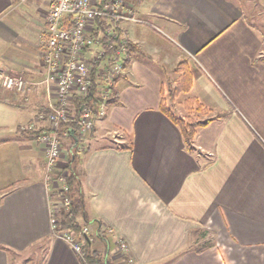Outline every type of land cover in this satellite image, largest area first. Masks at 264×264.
Listing matches in <instances>:
<instances>
[{
	"label": "crops",
	"instance_id": "obj_1",
	"mask_svg": "<svg viewBox=\"0 0 264 264\" xmlns=\"http://www.w3.org/2000/svg\"><path fill=\"white\" fill-rule=\"evenodd\" d=\"M51 1L0 0V72L29 84L16 94L0 79V264H83L52 236L44 152L20 135L45 127L39 35ZM129 2L136 20L120 27L137 52L114 84L118 104L61 156L74 157L92 249L106 264H264V34L232 0ZM182 61L188 98L211 120L190 152L160 109L164 72L174 88Z\"/></svg>",
	"mask_w": 264,
	"mask_h": 264
},
{
	"label": "built area",
	"instance_id": "obj_2",
	"mask_svg": "<svg viewBox=\"0 0 264 264\" xmlns=\"http://www.w3.org/2000/svg\"><path fill=\"white\" fill-rule=\"evenodd\" d=\"M111 17L115 21L133 22L135 13L129 0H52L46 13L44 25L39 35L41 61L44 69L43 84L46 87L47 99L45 114L38 116V120L45 127L40 131L37 141L44 152V185L55 198L50 202V221L52 236L68 245L71 250L83 260L82 244L72 234L59 232L56 217L61 211H67L71 204L70 187L67 184L66 173L61 163L62 143L69 138L72 151L78 149L85 136L92 132L96 117H102L104 108L110 99L111 88L117 77L123 72L125 48L116 51L110 60L101 66L104 51L100 45V38L92 37L95 20ZM110 37L115 38L111 29L106 30ZM103 67L106 83L101 93V102L96 114L86 102L80 103L79 115L74 118V97L85 98L91 86L93 67ZM105 66V67H104ZM108 67V68H106ZM0 79L4 88L16 94H25L28 83L22 77H14L0 72ZM76 123L77 131L64 128ZM36 124L31 123L24 131L34 132ZM75 137L77 139L75 140ZM109 233V230H105ZM88 228H83L81 234L87 235ZM118 253L128 254V247L124 241L118 242ZM131 263V260H129Z\"/></svg>",
	"mask_w": 264,
	"mask_h": 264
},
{
	"label": "trees",
	"instance_id": "obj_3",
	"mask_svg": "<svg viewBox=\"0 0 264 264\" xmlns=\"http://www.w3.org/2000/svg\"><path fill=\"white\" fill-rule=\"evenodd\" d=\"M121 21H115L111 17H103L95 20V29L92 37L94 39H99L100 45L104 51L102 62L110 60V58L115 55L116 51L120 48H125V59L123 62L124 71L129 68L134 55L137 52V49L124 37V32L121 30ZM111 29L115 33L116 37L111 38L107 34L106 30ZM105 63H103L104 65ZM99 66L100 63L93 67L91 73V86L89 88L88 94L85 98L74 97L72 101V106L74 107V118L77 119L79 115L80 103L86 102L87 105H90L93 108V112L96 114L99 104L101 102V93L105 90L106 83L99 78ZM175 73L177 78L175 80V86L173 91L169 93V97L172 102L178 98L181 94H188L192 87L193 76L190 71V67L186 61L178 63L175 67ZM120 77L115 79L114 84ZM118 104V96L114 87L111 88L110 99L106 105H116ZM182 108L184 115L181 117H176L171 110L170 106H167L163 101L160 104L161 111L176 125L178 130L181 133L184 147L187 151L193 149V141L196 136L197 130L205 127L211 120H201L200 116H207L210 113V110L202 105L196 98H187L182 102ZM45 111V115H46ZM65 129H73L77 131L78 127L76 123H71L64 127ZM40 131L28 133L27 131H21L20 135L30 138L33 135H39ZM71 164L74 161L72 156L68 159ZM67 184L70 187L69 198L71 204L67 211H61L57 214L56 217V226L59 232H68L72 234L78 241L82 244V256L83 264H106L104 261L103 255L92 249L90 239L91 235L87 234L86 236L81 234V231L85 226H82L79 223V218L84 216V205L80 190L77 184H74L73 176L67 177ZM88 223L86 222L85 225ZM84 225V224H83ZM87 228V227H86ZM98 229L100 227L98 226ZM197 252L201 251V248L195 249Z\"/></svg>",
	"mask_w": 264,
	"mask_h": 264
},
{
	"label": "rangeland",
	"instance_id": "obj_4",
	"mask_svg": "<svg viewBox=\"0 0 264 264\" xmlns=\"http://www.w3.org/2000/svg\"><path fill=\"white\" fill-rule=\"evenodd\" d=\"M232 1L234 3H236L238 6H245L246 16H247V19H248V22L250 23V25L256 27L257 29H259L264 34V0H232ZM34 15L36 16V13H34ZM25 23L30 24V26L32 25L31 23H28L27 21ZM156 35L159 36V38H162L160 34L157 33ZM103 63H105V62H103ZM103 63L101 64V66H103ZM105 66H107V62H106ZM102 68L103 67H99V70H100L99 71V75H100L99 78L100 79H103V77L105 76L104 69L101 70ZM106 68H108V67H106ZM166 73H168V71L164 72V75H163L164 80L163 81H164V90L166 92V100L168 102L167 106L171 107L172 113L176 117H180L181 112H182V114H184V111L182 108V102L189 97V94H181L178 98H176L172 102L171 98L168 96V94L173 91V87L170 86L171 85V82H170L171 76L169 73L166 75ZM89 134H91V133H89ZM68 139L69 138L61 141V143H62V151L61 152L62 153H63L64 149H67L69 147V143H68V141H66ZM76 139H77V137H75V140ZM84 141H86V136H85L84 140L82 141L83 142L82 143L83 145L81 146L82 148H85ZM71 148L72 147L70 146V150H71ZM71 153H72V150H71ZM68 161L65 165H63L64 167L62 168L63 171H65V173L67 174L66 178L68 177L70 168H72V164Z\"/></svg>",
	"mask_w": 264,
	"mask_h": 264
}]
</instances>
